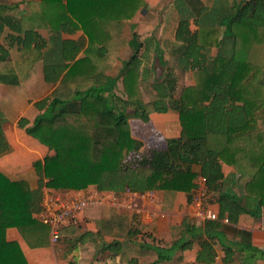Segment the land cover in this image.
<instances>
[{"label": "trees", "instance_id": "16d2710c", "mask_svg": "<svg viewBox=\"0 0 264 264\" xmlns=\"http://www.w3.org/2000/svg\"><path fill=\"white\" fill-rule=\"evenodd\" d=\"M23 2L27 12L0 0V84L19 86L43 62L44 81L63 88L35 104L39 114L33 123L28 118L18 123L48 152L34 164L40 191L128 187L184 193L191 203L195 180L203 175L213 202V194L222 192L223 167L229 166L247 197L264 211V0H214L211 5L175 0L173 66L154 35L133 33L129 42L125 37L146 0ZM80 30L82 40L63 38ZM127 45L132 55L113 77L111 58ZM176 69L192 72L194 84L180 89ZM142 83L155 98L143 99ZM172 111L179 117L180 137L168 139L149 165H130V157L142 155L145 146L134 137L131 121L149 123L151 115ZM5 123L0 111V157L10 151ZM36 199L28 181H14L0 171V264H29L20 245L7 240L9 228L18 229L32 249L48 245L49 228L33 216ZM237 213L219 214L231 222ZM205 225L214 229L222 223ZM248 250L252 257H264V250ZM233 254L228 248L226 262ZM216 255L211 242L201 241L198 262L209 264Z\"/></svg>", "mask_w": 264, "mask_h": 264}, {"label": "crops", "instance_id": "0c3cea01", "mask_svg": "<svg viewBox=\"0 0 264 264\" xmlns=\"http://www.w3.org/2000/svg\"><path fill=\"white\" fill-rule=\"evenodd\" d=\"M163 1L146 0L147 6L140 10L125 29L128 42L133 33L143 38L154 35L153 30L144 29L147 26L146 19L150 10L161 6ZM174 1L172 7L176 10ZM1 2L7 5L20 4L18 11L22 12H27L29 8L23 0ZM41 33L46 39L50 37L47 31ZM63 38L78 41L84 38V33L80 30L74 34H65ZM157 41L159 42L158 39ZM0 43H4L3 36H0ZM127 51L132 53L129 45L122 50ZM122 52L112 56L113 67L115 57L119 63ZM12 56L17 58V49L13 50ZM39 65L42 71L43 62H39L19 86L0 84V111L6 119L4 130L10 144V151L0 157V171L14 181L29 182L32 192L37 196L34 217L39 212L44 198L43 189L39 190V177L34 164L43 161L48 152L38 140L27 134L26 130L19 128L18 123L22 118H28L33 123L39 114L35 104L63 89L60 82L56 85L47 84L43 75L30 80L29 76ZM109 74L112 75L110 71ZM27 79L29 81L26 86ZM150 118L149 123H143L152 125L159 138L157 141L164 147L168 139L180 137L177 113L172 111L153 114ZM133 135L145 143L143 150L147 148L149 141L154 140L149 138L146 142L134 132ZM198 169L195 166V170ZM223 171L225 178L222 192L213 194L214 207L219 213L225 210L226 215L232 211L238 213L229 224H222L219 228H207L205 222L192 218L191 203L186 194L158 191L162 206L144 208L145 215L148 211L157 212L152 220H147L144 215L103 207L87 210L76 225L64 226L62 237L56 244H52L49 237L46 247L32 249L16 228H9L6 237L8 241L20 245L29 264H207L197 261L201 241L204 240L211 242L217 252L214 261L209 264H264V257L259 254L252 257L248 250L249 247L264 250V211L260 210L257 202L247 197L240 176L232 167L224 166ZM93 188L95 187L91 186L87 190L70 191L64 195L70 198L82 196ZM222 194L227 198L221 200ZM182 244L186 245L185 249L181 248ZM228 248L233 249L234 254L231 260L226 262Z\"/></svg>", "mask_w": 264, "mask_h": 264}, {"label": "built area", "instance_id": "2783aa9c", "mask_svg": "<svg viewBox=\"0 0 264 264\" xmlns=\"http://www.w3.org/2000/svg\"><path fill=\"white\" fill-rule=\"evenodd\" d=\"M43 193L44 198L35 218L49 228L52 244L60 241L64 226L76 225L87 210L110 207L144 215L147 220H152L157 212L155 210L148 211L145 215L144 208L148 206L160 208L163 203L156 190L138 192L128 187L121 191H101L93 188L85 195L71 198L48 187L43 188ZM191 216L200 222L230 223L227 216L220 219V214L216 211L209 194L208 180L203 175H198L195 180Z\"/></svg>", "mask_w": 264, "mask_h": 264}, {"label": "rangeland", "instance_id": "374dc122", "mask_svg": "<svg viewBox=\"0 0 264 264\" xmlns=\"http://www.w3.org/2000/svg\"><path fill=\"white\" fill-rule=\"evenodd\" d=\"M203 3L207 5H211L214 0H202ZM240 1V0H239ZM165 2V3H164ZM164 3V4H163ZM168 3V4H167ZM173 0H164L161 6H157L155 9L150 10L147 22H146V29H150L154 31V36L160 42L162 50L164 52L165 59L169 61L170 65H175L174 57L172 56V50L174 46V27H176L178 16L176 10L172 7ZM168 9V10H167ZM166 19H168V23H166ZM143 21V20H142ZM145 21V20H144ZM166 23V25H165ZM150 26V27H149ZM165 26V27H164ZM132 27V25H130ZM164 32L162 35V31ZM133 29V28H132ZM143 29V30H144ZM216 53V50H213V54ZM122 56L119 58V63H117V57H115V64L114 67L110 70V73L113 77H117L119 72L122 68V61L128 60L132 53L131 52H122ZM112 61V59H111ZM43 72L41 71V65L37 66L34 72L29 76L32 80L33 78H37L42 76ZM176 74L178 76L179 81V88L191 86L194 84V75L192 72H181L176 69ZM26 81V86L27 82ZM112 85H110L111 87ZM118 92L120 93L123 89L122 82L119 81L118 84ZM45 93V92H43ZM141 94L145 101H150L155 98V93L151 90V88L147 85L142 83L141 84ZM131 127L134 134L138 137L143 138L148 142L152 138L154 140L149 141L147 148L144 150V153L140 155V153H135L134 156H131L129 159L130 165H149V160L156 152L164 151L165 147L159 140L158 136H156L155 130H153L152 125H145L143 122L139 120H132ZM150 158V159H149Z\"/></svg>", "mask_w": 264, "mask_h": 264}]
</instances>
